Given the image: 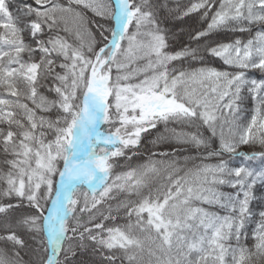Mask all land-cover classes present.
Here are the masks:
<instances>
[{
    "label": "snow or ice",
    "instance_id": "6c2138e0",
    "mask_svg": "<svg viewBox=\"0 0 264 264\" xmlns=\"http://www.w3.org/2000/svg\"><path fill=\"white\" fill-rule=\"evenodd\" d=\"M0 264H264V0H0Z\"/></svg>",
    "mask_w": 264,
    "mask_h": 264
},
{
    "label": "trees",
    "instance_id": "16d2710c",
    "mask_svg": "<svg viewBox=\"0 0 264 264\" xmlns=\"http://www.w3.org/2000/svg\"><path fill=\"white\" fill-rule=\"evenodd\" d=\"M250 110V109H249ZM27 259V257H25Z\"/></svg>",
    "mask_w": 264,
    "mask_h": 264
}]
</instances>
